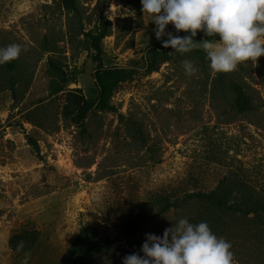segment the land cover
I'll return each instance as SVG.
<instances>
[{"label": "rangeland", "instance_id": "obj_1", "mask_svg": "<svg viewBox=\"0 0 264 264\" xmlns=\"http://www.w3.org/2000/svg\"><path fill=\"white\" fill-rule=\"evenodd\" d=\"M73 5L69 11L62 0H0V47L22 48L0 65V264H69L62 257L82 228L95 238L120 235L129 215L157 210L156 195L182 200L241 182L247 197L264 198V56L217 73L202 46L185 54L168 47L147 73L146 48L163 45L140 0ZM101 18L108 21L102 67L122 68L127 78L115 85L108 107L84 109L72 122L66 91L80 89L91 103L96 97L98 62L86 32ZM166 31L190 35L172 24ZM193 39L213 38L198 30ZM49 59L58 77L50 76ZM185 59L193 75L185 74ZM181 218L207 222L231 243L235 264H264V210L243 215L185 200L128 240L140 250L145 234L162 236ZM21 230H36L38 238L13 251L8 240ZM130 254L121 245L86 264H122Z\"/></svg>", "mask_w": 264, "mask_h": 264}, {"label": "clouds", "instance_id": "obj_2", "mask_svg": "<svg viewBox=\"0 0 264 264\" xmlns=\"http://www.w3.org/2000/svg\"><path fill=\"white\" fill-rule=\"evenodd\" d=\"M141 11L155 24L154 34L164 48L185 54L202 46L209 67L217 73H229L245 61L264 56V0H140ZM172 24L183 37L166 31ZM206 39L196 42L197 31ZM219 36V40L216 36ZM166 40H162L163 37ZM18 44L0 47V65L21 54ZM186 75L196 68L191 60H183ZM140 251L123 258L122 264H235L232 245L212 232L208 223H190L181 218L166 228L162 236L145 234Z\"/></svg>", "mask_w": 264, "mask_h": 264}, {"label": "trees", "instance_id": "obj_3", "mask_svg": "<svg viewBox=\"0 0 264 264\" xmlns=\"http://www.w3.org/2000/svg\"><path fill=\"white\" fill-rule=\"evenodd\" d=\"M62 3L67 10H75L73 0H62ZM107 24L108 21H106L105 18H101L100 23L86 32V37L91 43V48L95 51V56L98 62L96 71L93 73L94 86L97 93L94 102L91 103L84 99L80 89H70L66 91L69 101L73 103V108H68L67 105H65V115L70 116L72 122H75L76 115L84 109H105L108 107V102L115 85L127 78L128 73L122 68L102 67L100 57L102 49L100 41L107 35ZM167 51L168 48L153 45L148 46L143 57L144 71L147 73L155 71L157 69V59L159 54L165 55ZM201 55L208 60L205 53H201ZM48 64V72L50 76L53 78L58 77V67L55 66L52 59H49ZM54 85L55 83L52 80L49 85V92L51 95L57 94L58 92ZM234 87L237 95L245 98L241 86L234 85ZM10 91L13 93V87L10 88ZM29 143L37 149L36 143L33 141H29ZM249 190L250 189L245 184L235 182L228 185L226 188L218 185L209 192L190 193L182 200H172L166 195H156L152 199L153 204L158 206L157 210L148 211L142 208L138 212L129 215L121 224L120 235H106L100 238H95L82 228L66 250L62 259L69 264H86L87 260L93 255L112 251L119 248L121 245H125L130 249L131 254L136 253L143 256V253L131 243L128 238L133 236L142 224L150 219L160 216L171 208L177 207L180 202L185 200H195L206 203L217 210H229L243 215L262 212L264 210V198L247 197L246 193H248ZM231 194L236 196L235 199H233V202L228 198ZM37 238L38 233L36 230H21L11 235L8 240V245L13 251H20L21 249L26 250L35 243Z\"/></svg>", "mask_w": 264, "mask_h": 264}]
</instances>
